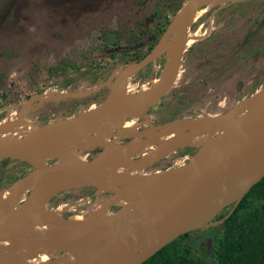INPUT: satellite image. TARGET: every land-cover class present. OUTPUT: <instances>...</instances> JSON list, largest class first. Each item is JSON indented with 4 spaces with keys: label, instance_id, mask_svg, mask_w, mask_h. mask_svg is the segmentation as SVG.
Returning <instances> with one entry per match:
<instances>
[{
    "label": "rangeland",
    "instance_id": "obj_1",
    "mask_svg": "<svg viewBox=\"0 0 264 264\" xmlns=\"http://www.w3.org/2000/svg\"><path fill=\"white\" fill-rule=\"evenodd\" d=\"M185 1L0 0V90L8 73L29 75L38 69L44 73L28 99L19 93L20 97L0 99V106L8 105L0 116V124L10 122L24 108L25 114L18 120L40 126L96 106L106 98L121 70L146 56L156 45ZM206 5L187 26V37L193 40L182 52L172 86L146 109L153 125L169 122L171 117L179 115L195 118L219 114L264 86V52L256 53L264 50V0H219ZM101 32L105 33L103 38ZM149 44L153 46L147 53ZM63 60L68 63L65 67L59 65ZM164 62L159 54L140 69L128 72L122 80L126 97L146 91L153 79H160ZM148 64H151L149 76L136 75L146 70ZM51 67H56L53 71L61 79L75 67L87 68L89 72L85 71L83 76L76 74L67 86H58L54 81L59 76L48 77ZM95 74H99L96 80ZM18 97V102L12 103ZM126 119L135 120L138 129L146 128L140 117ZM84 133L89 135L88 130ZM16 136L21 135H12L8 129L0 132V139ZM192 149L188 145L174 147L145 166L141 173L184 163ZM100 150L101 146L95 145L77 149L75 154L79 160H85ZM44 159L53 162L57 157ZM26 166L20 159L1 160L0 181L11 183L7 172L15 173ZM108 197L103 192L97 194L94 186L82 185L53 192L43 207L68 214L86 206L94 207L96 201ZM113 206L121 209L122 201L110 200L105 214ZM212 219L178 241V250L183 253L187 247L186 255L195 258L198 253L192 241L199 239L195 244L199 249L207 243L203 229L213 226L217 231L221 222Z\"/></svg>",
    "mask_w": 264,
    "mask_h": 264
},
{
    "label": "water",
    "instance_id": "obj_2",
    "mask_svg": "<svg viewBox=\"0 0 264 264\" xmlns=\"http://www.w3.org/2000/svg\"><path fill=\"white\" fill-rule=\"evenodd\" d=\"M210 1L186 0L173 16L156 45L146 56L135 63L127 64L121 70L110 85L106 98L96 106L73 116L46 122L40 126L30 125L32 131L28 135L16 136L0 143V160L4 158L20 159L29 168L26 174L3 187L12 190L19 179L36 174L42 175V178L19 198V209L0 219V242L16 236L22 215L32 201L38 200L40 190L48 181L90 177L98 179L97 185L90 186H94L96 189L100 188L101 192L109 194V197L104 200L106 206L110 200L119 199L128 205L137 207L146 218L155 222L143 232L138 242L132 243L131 249L120 257L102 264H141L179 235L200 228L207 222L200 223L208 212L218 187L226 177L233 176L237 179L234 187L240 192V197L264 177V86L252 95L237 101L223 112L203 117L205 121L192 131L176 130L170 126V121L153 125L146 112L148 107L157 102L170 89L176 78L181 55L188 39L187 26L191 21L192 12ZM174 33L176 34L175 43L169 55L166 56L164 46ZM162 51L165 59L164 66L168 64L169 69L153 94L142 97L114 96L117 87L128 72L138 70L153 61ZM125 114L140 117L145 122L148 133L152 135L157 131H163L165 134H174L172 138L179 140L210 136L214 129L224 125L228 120L245 115L247 121L238 133L226 141L201 157H195L193 154L186 162L165 169L167 175L151 184H144L132 179L114 162L98 158L97 155L59 167L54 164L59 158L58 156L50 153L43 156L39 150L45 145L47 138L57 130L68 126L78 127L92 123L99 118H111ZM155 138L151 137L154 146H159L167 141ZM46 157H57V159L46 163L44 159ZM46 199L47 197L42 202ZM236 201L231 203L235 204ZM127 215L135 220L144 219L143 215H134L130 211L127 212ZM0 264L35 263L24 258L22 253L11 251L0 245Z\"/></svg>",
    "mask_w": 264,
    "mask_h": 264
},
{
    "label": "bare ground",
    "instance_id": "obj_3",
    "mask_svg": "<svg viewBox=\"0 0 264 264\" xmlns=\"http://www.w3.org/2000/svg\"><path fill=\"white\" fill-rule=\"evenodd\" d=\"M218 1L211 0L210 2L217 3ZM205 6H207L206 3L192 12L191 22L197 12L208 7ZM175 39L176 34L174 33L166 42L164 46L166 56L169 55ZM192 40L193 37H188L186 44L191 43ZM168 69L169 65L166 64L160 72V79H153L146 91H139L134 97L153 94ZM114 96L126 97L122 83L117 87ZM25 110V108L22 109L12 120H9L10 122L6 121L0 124V132H5V129H8L12 135H28L32 131V127L24 121L18 120L25 114ZM127 117L135 116L125 114L111 118H99L92 123L78 127L68 126L62 128L50 135L45 145L39 150L43 156L48 153L58 156L55 165L62 160L66 164H74L79 162V159L76 157L75 151H68L70 149L77 150L76 147L80 142H85L86 145L99 139L98 145L101 146V150L97 154L98 158L109 159L120 170L130 175L132 179L144 184H151L165 177L167 171L160 170L145 175L135 173L148 166L164 152L166 153L174 147L188 145L196 147L195 157H201L238 133L247 121L245 115L228 120L224 125L214 129L210 136H199L192 140H179L173 139L174 134L172 133L165 134L163 131H157L152 135L148 133L145 127L138 129V123L135 120L128 121ZM204 121L205 118L203 117H186L171 120L170 126L176 130L192 131L200 127ZM142 124L145 125V122L143 121ZM85 130H88L89 135H85ZM127 137L130 138L125 140ZM151 137H159L167 141L159 146H154ZM3 142L0 141V143ZM41 178V174H36L35 176L19 179L12 190L5 187L0 188V219L17 211L19 206L15 204L19 202V195L28 191ZM236 181L237 179L233 176H228L223 180L214 195L208 212L200 223L212 219L223 206L236 201L240 197V192L234 187ZM97 184L98 179L90 177L48 181L40 190L38 200L32 201L22 215L20 228L16 236L5 241L7 248L22 253L23 256L35 264H102L105 261L120 257L131 249L132 243L141 239L143 232L148 230L150 225L155 224L150 218H146L143 212H139L137 207L122 202L121 209L105 214L106 202L96 201L94 207L86 206L78 209L65 219H57L55 213L41 211L40 202L53 192L65 191L82 185ZM100 192V188H97L96 193ZM129 211L134 215H143L145 220L133 219L126 214ZM51 218H54L53 221L50 220ZM38 255L41 258L36 261ZM34 256L36 257L34 258Z\"/></svg>",
    "mask_w": 264,
    "mask_h": 264
},
{
    "label": "trees",
    "instance_id": "obj_4",
    "mask_svg": "<svg viewBox=\"0 0 264 264\" xmlns=\"http://www.w3.org/2000/svg\"><path fill=\"white\" fill-rule=\"evenodd\" d=\"M104 36L105 33L101 32V38ZM152 46L153 44L147 46V53ZM262 52L264 50L256 51V53ZM160 56L164 57L163 51L160 53ZM154 62L156 63V61ZM67 64V60H63L59 65L65 67ZM150 66L151 64H148L146 70H140L136 75L149 76L151 72ZM54 69L56 67L49 68L51 72L48 74V77L49 79H57L56 76H59L60 79L58 78L56 82L54 81L55 85L58 86H67L76 74L83 76L85 71L89 72L87 68L75 67L69 75H62L61 79V76L56 75L55 71H53ZM43 78L44 73L42 69L30 72L29 75L20 72L16 73V75L8 73L6 75V84L0 90V99H5L7 96L14 97L15 95L20 97L19 94H23L24 98L28 99L30 94L35 92L34 90L39 85L38 82H41ZM98 78L99 74H95L93 77L94 80ZM19 97L13 99L12 103L18 102ZM7 106H0V116ZM182 117L191 118L192 116L179 115L176 118L171 117L170 119L175 120ZM193 153L191 152L190 155ZM10 159L13 160L14 158H5L3 160ZM23 173L22 171L16 173L13 180L22 176ZM2 185L4 184L0 183V187ZM115 208L117 207H110L106 211V214L112 213L116 210ZM67 215H69L67 212L59 214L60 217H66ZM212 220L221 222L218 225L217 231H215L216 228L213 226L203 229L205 231L202 236L205 237L207 243L199 249L195 245L199 239L196 238L192 241V247L199 254L195 258L186 255L188 252L187 247L183 249V253L176 247L178 241L185 238L189 233L195 232L194 230L179 235L141 264H264V177L241 195L235 204L229 203L223 206L215 213Z\"/></svg>",
    "mask_w": 264,
    "mask_h": 264
},
{
    "label": "flooded vegetation",
    "instance_id": "obj_5",
    "mask_svg": "<svg viewBox=\"0 0 264 264\" xmlns=\"http://www.w3.org/2000/svg\"><path fill=\"white\" fill-rule=\"evenodd\" d=\"M125 121H127V120H125ZM150 123L152 124V121H151V119H150ZM146 126V125H145ZM146 128H147V126H146ZM0 141H7V140H1L0 139ZM99 142H100V140L99 139H96V140H94V141H91L90 142V144H86L85 146H83L82 145V142H80L79 143V145L76 147V149H80V150H83V149H86V148H89V147H92V146H95V145H98L99 144ZM194 148V150H193V152L195 151V149H196V147H193ZM75 151V149H70L68 152H74ZM165 153V152H164ZM163 153V154H164ZM163 154H161L160 156H162ZM75 157V156H74ZM5 159V158H4ZM3 160V159H2ZM58 160V159H57ZM56 160V161H57ZM1 161V160H0ZM56 161L54 162V163H56ZM45 162L46 163H51V162H49V161H47V160H45ZM62 163H64L63 165H65L66 163H65V161L64 160H62V161H60V163L59 164H57L56 166H59V165H61ZM177 165H179L178 163H176ZM62 165V166H63ZM176 166V165H175ZM143 169V168H142ZM142 169H140L139 170V172L137 173V175H145V174H149V173H152V172H155V171H160V170H154V171H150V172H142L141 173V171H142ZM161 170H163V169H161ZM20 171H22V172H24L23 173V175L24 174H26L28 171H29V168H28V166H26V169H23V170H17L15 173L14 172H7V174H6V176H8L11 180H12V182L15 180H13V177L15 176V174L16 173H18V172H20ZM0 173H2V172H0ZM1 175V174H0ZM5 179H7L6 177H5ZM0 183H2V181H0ZM3 184L4 185H2L0 188H2L3 186H8L9 184H11V183H5V182H3ZM85 186V185H84ZM82 187V186H81ZM76 188H80V187H75V188H72V189H76ZM23 195L22 194H20L19 195V198H21ZM46 197H48V196H46ZM45 197V198H46ZM44 199V198H43ZM42 199V200H43ZM98 202H104V200H100V201H98ZM19 204V202H16V206ZM19 206V205H18ZM40 207H41V211H43V212H46V213H50V212H52V213H55L56 214V218L57 219H65V217H60L59 216V214H61V213H59L56 209H54V208H44L43 207V202L41 201L40 202ZM50 209V210H49ZM48 211V212H47ZM74 212V211H73ZM114 212V211H113ZM72 213V212H71ZM71 213H69V215L71 214ZM68 216V215H67ZM107 216H113V215H107ZM51 221H53V219H50ZM36 227H38L37 225H35ZM25 227H27V226H25ZM0 245H2V246H4V247H6L7 248V243L5 242V241H3V242H0ZM8 249V248H7ZM36 256H34V258H35ZM24 258H26L25 256H24ZM39 258H41V256L40 255H38L37 256V258H36V261L37 260H40ZM32 262V261H31Z\"/></svg>",
    "mask_w": 264,
    "mask_h": 264
}]
</instances>
